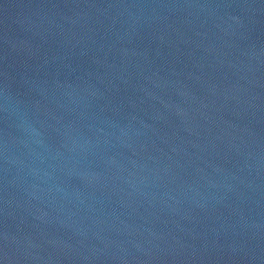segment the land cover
<instances>
[{
    "label": "water",
    "instance_id": "95a60500",
    "mask_svg": "<svg viewBox=\"0 0 264 264\" xmlns=\"http://www.w3.org/2000/svg\"><path fill=\"white\" fill-rule=\"evenodd\" d=\"M0 264H264V0H0Z\"/></svg>",
    "mask_w": 264,
    "mask_h": 264
}]
</instances>
